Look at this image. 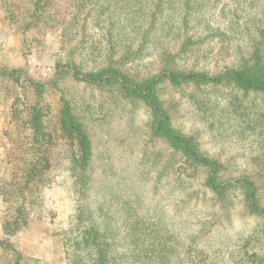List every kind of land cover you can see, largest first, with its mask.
Returning <instances> with one entry per match:
<instances>
[{
    "label": "rangeland",
    "instance_id": "obj_1",
    "mask_svg": "<svg viewBox=\"0 0 264 264\" xmlns=\"http://www.w3.org/2000/svg\"><path fill=\"white\" fill-rule=\"evenodd\" d=\"M252 62L264 65V0H0V264H68L87 232L111 264H264V91L166 76L213 78ZM103 67L156 80L171 125L218 164L223 192L207 185L209 167L153 134L143 100L84 76ZM36 99L50 166L23 198L4 200L22 165L11 106ZM65 105L90 140L84 165L61 126ZM242 179L262 212L249 211ZM19 200L28 222L5 235Z\"/></svg>",
    "mask_w": 264,
    "mask_h": 264
},
{
    "label": "trees",
    "instance_id": "obj_2",
    "mask_svg": "<svg viewBox=\"0 0 264 264\" xmlns=\"http://www.w3.org/2000/svg\"><path fill=\"white\" fill-rule=\"evenodd\" d=\"M17 72L18 70H11L8 74L15 81H18L19 77L15 75ZM84 76L97 85H104L106 83L119 84L126 94L143 100L150 107L153 115V134L169 141L171 146L181 150L186 158H190L202 166L209 167L212 174L207 179V185L216 193H221L226 189L227 184L218 182L216 174H213L217 173L219 169L218 164L201 154L191 137L180 134L171 125L169 117L157 96V82L154 78L135 82L130 80L124 72L113 67H103L98 71H90ZM166 76L175 84L190 81H219L221 78H227L242 90L264 91V65H259L257 62L245 64L240 68L230 69L226 75L213 78H209L204 73L197 72L176 73L171 71ZM27 80L29 85L34 86L39 93L45 87V84L42 82ZM23 105L21 109L14 102L11 106V113L18 130L17 135L12 138L16 149V151L13 149L12 154L14 155V160L21 162L22 165H18L12 180L4 184V186H8L7 191L9 192H6L5 195L3 194L4 200L23 198V192L27 187L50 166L47 151L49 149L48 146L52 143V136L43 125V116L45 115L43 106L38 99L28 104L25 102ZM61 126L66 132L75 136L79 146L78 160L84 165L91 154L90 140L81 123L74 118L66 105L62 109ZM239 182L242 189H244V200L249 211L255 214L262 212L257 202L255 185L248 179H242ZM11 192H13V197L9 195ZM13 209V215L2 223V230L5 235L17 231L28 222L27 211L22 200H19V203ZM87 233H83L79 238L74 239L71 244L68 243L70 241L66 242V244L73 246L72 251L70 250L69 252L68 250L65 256L68 264H111V260L105 253L100 238L97 242L93 239L89 242L90 236ZM94 233L97 237L99 236L98 229L94 230ZM16 264H19L18 261H16Z\"/></svg>",
    "mask_w": 264,
    "mask_h": 264
}]
</instances>
